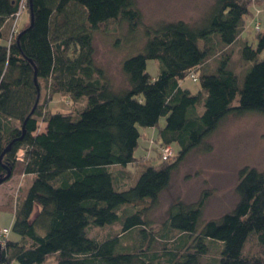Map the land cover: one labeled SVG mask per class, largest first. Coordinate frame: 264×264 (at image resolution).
<instances>
[{"label":"trees","instance_id":"16d2710c","mask_svg":"<svg viewBox=\"0 0 264 264\" xmlns=\"http://www.w3.org/2000/svg\"><path fill=\"white\" fill-rule=\"evenodd\" d=\"M22 1L29 21L18 27ZM249 3L212 0L195 19L142 25L136 0H0V177L17 164L32 174L0 264H42L50 256L56 264H144L137 250L148 243L145 214L172 172L191 150L211 149L206 138L227 116L264 113V30L255 28V44L243 37ZM111 20L142 39L121 61L122 87L94 58V34ZM235 43L246 63L240 81L224 51ZM218 46L215 68L201 71ZM148 59L159 62L155 76ZM186 76L199 78L201 89L183 87ZM42 84L48 95L83 103L53 111L39 101ZM155 126L160 144H177V157L147 165L127 187L115 185L135 159L139 127ZM234 191V205L217 218L202 219L207 191L195 202L174 201L165 227L178 237L154 264H203L217 243L212 264H264V171L241 167ZM117 222L122 234L136 228L135 251L120 246L117 235H88L91 225ZM250 237L261 254L246 251Z\"/></svg>","mask_w":264,"mask_h":264},{"label":"rangeland","instance_id":"374dc122","mask_svg":"<svg viewBox=\"0 0 264 264\" xmlns=\"http://www.w3.org/2000/svg\"><path fill=\"white\" fill-rule=\"evenodd\" d=\"M211 1L136 0L142 15V25H156L162 18L164 20L174 17L173 15L184 16L185 12H192L193 9L196 11V15L201 14ZM249 6L251 12L249 11V14L246 15V28L243 31V37L250 43L255 44L257 30L255 28L259 26L260 30H264V3L261 0H250ZM25 17L29 20L27 10L22 8L16 20L18 27ZM130 32L125 22L111 20L101 25L100 30L94 34L95 62L117 87L125 85L124 75L121 71L122 59L135 53L142 42L140 35L139 38L133 39ZM134 35L136 37V34ZM222 49L221 46L214 49L211 57L202 65L201 71L204 69L208 72L215 68L218 56L223 53ZM224 51L225 53L229 51L230 65L239 75V81L242 80L246 63L240 58L237 43L228 46ZM263 57L264 52L260 54V58ZM158 67L159 62L156 59L147 60L146 70L151 76L157 74ZM180 83L183 87L191 90L192 93L201 89L199 78L193 81L186 76ZM41 88L40 103L43 105L47 103L46 107L49 106L53 111H74L83 103L70 102L58 94L48 95L43 84ZM236 104L237 101L235 100L233 105ZM164 124L165 116H161L158 126L162 127ZM139 130L138 145L133 153L135 159L124 168V177L120 178L116 175L115 185L119 187L130 185L147 165H161L163 163L161 158L164 159L165 152L163 153V150L166 145L170 146L171 152L169 157L165 159L173 157L171 160L173 161L177 157L178 146L176 143L162 145L158 141L160 139L157 134V126L154 128L139 127ZM206 142L210 143L211 149L209 151L197 148L191 150L172 172L169 185L160 193L156 205L146 211L148 243L142 244L140 250H137L141 256L146 255L143 256L144 264L158 263L159 254H161L164 244H167L166 247H170L168 244L178 237L177 231L171 230L168 232L165 227L167 211L174 201L179 199L184 202H195L200 198L201 193L207 191L208 195L203 208L202 219L217 218L231 209L236 201L234 187L239 169L248 165L264 171V113L247 112L241 115H229L206 138ZM160 150L162 153H159ZM110 168L115 173L119 171L118 169H121L120 166H111ZM31 179L30 176L25 175L20 170V165L17 164L11 176L0 183V229L11 227L14 207L24 195ZM120 231V223L118 222L111 225H91L88 227L89 236L103 239L117 235L120 246L135 251L139 239L136 235V228L124 234ZM14 237L16 235L13 232L8 234V238L13 239ZM5 241L6 238L4 243L0 244V251ZM245 249L250 254H261L260 247L252 237L248 240ZM218 251L219 245L217 243L212 246L207 255L203 256V264H212ZM154 255H157V257L154 258ZM13 264L18 263L13 262ZM45 264L56 263L54 258L50 256Z\"/></svg>","mask_w":264,"mask_h":264},{"label":"crops","instance_id":"0c3cea01","mask_svg":"<svg viewBox=\"0 0 264 264\" xmlns=\"http://www.w3.org/2000/svg\"><path fill=\"white\" fill-rule=\"evenodd\" d=\"M209 4V3H208ZM207 4V5H208ZM206 5V6H207ZM205 8V7H204ZM204 8H203V10H204ZM202 10V11H203ZM199 14H197L196 15V11L193 9V11L192 12H185V15L184 16H180V15H177V16H175V15H173L174 17H172V18H167V19H164V20H169V21H171V20H177V19H183V20H191V19H195V18H197V16H198ZM163 19V18H162ZM28 19H27V17H25V18H23L22 20H21V24H20V26H23V25H25V24H27L28 23ZM25 174V173H24ZM25 175H28V176H30V178H32V174H25ZM15 238V237H14ZM13 262L14 261H12L10 264H13ZM56 263V262H55Z\"/></svg>","mask_w":264,"mask_h":264},{"label":"built area","instance_id":"2783aa9c","mask_svg":"<svg viewBox=\"0 0 264 264\" xmlns=\"http://www.w3.org/2000/svg\"><path fill=\"white\" fill-rule=\"evenodd\" d=\"M23 1L21 2V6H20V9L19 11L16 13V15H18L21 11V9L23 8V5H22ZM192 77H194V75L192 74ZM161 151V150H160ZM165 152V153H164ZM171 152V149H170V146L166 145L164 147V150H163V153H164V159L169 157V154ZM162 153V151H161ZM10 229L6 228V227H3L0 229V244L4 243V239L8 236V232H9ZM46 262L42 263V264H45Z\"/></svg>","mask_w":264,"mask_h":264},{"label":"water","instance_id":"95a60500","mask_svg":"<svg viewBox=\"0 0 264 264\" xmlns=\"http://www.w3.org/2000/svg\"><path fill=\"white\" fill-rule=\"evenodd\" d=\"M31 19H32V11L30 10V22H31ZM35 80H36V78H35ZM8 148L9 147H7L5 150H7ZM10 175H11V169L7 168V172L5 173V175L0 177V183L2 181H4L6 178H8Z\"/></svg>","mask_w":264,"mask_h":264},{"label":"bare ground","instance_id":"6f19581e","mask_svg":"<svg viewBox=\"0 0 264 264\" xmlns=\"http://www.w3.org/2000/svg\"><path fill=\"white\" fill-rule=\"evenodd\" d=\"M159 153H161V151H159ZM162 159V158H161ZM162 160H166V159H162Z\"/></svg>","mask_w":264,"mask_h":264}]
</instances>
